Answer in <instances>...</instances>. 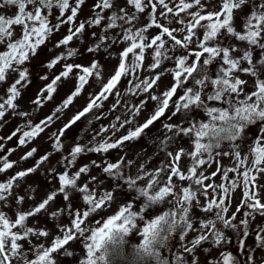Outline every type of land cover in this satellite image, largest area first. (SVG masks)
I'll return each mask as SVG.
<instances>
[{
	"label": "snow or ice",
	"instance_id": "snow-or-ice-1",
	"mask_svg": "<svg viewBox=\"0 0 264 264\" xmlns=\"http://www.w3.org/2000/svg\"><path fill=\"white\" fill-rule=\"evenodd\" d=\"M84 3L85 0H0V83L6 82L7 77L15 74L14 81L6 89L7 98L0 97V121L5 117L7 109L15 112L17 105L14 101L21 96V89L29 82L26 62L37 54L38 48L53 31L64 23H74ZM246 5L250 6V12L240 15L241 25L238 30L237 13L242 12ZM194 6H199L200 10L188 13L191 21L186 23L187 34L182 38H177L174 33L183 32L184 28H170L160 22V17L167 19L172 14L176 18ZM54 9L59 11L58 23L55 25L50 21ZM113 9L111 15H104L106 11ZM158 9L162 11L158 13ZM204 9L202 0H179L178 4L175 0H125V6H120L118 0H97L93 5V18L80 22L74 28L69 27L68 34L56 47L68 45L74 37H82L86 25L101 26L102 22L105 34L99 36L100 43L95 48L90 47L89 52L99 49L108 39L107 30L118 27L121 31L112 37V42L117 43L122 38L128 46L120 54L117 70L107 83L102 84L100 92L90 94L87 105L58 133L52 134L53 148L57 151L63 147L61 137L68 128L93 109H100L110 95L120 96L117 85L122 77L127 79L141 68L145 49L154 51L153 63L149 66L151 69L159 68L164 60H174V67L166 70L172 74L174 83L162 96L149 94V99L156 104L143 123H134V118L145 109V104L141 102L128 106L125 102L126 111L122 115H116L109 126H101L91 140L76 144L61 161L65 171L58 174V192L50 193L28 210L17 207L14 219L5 211H0V264H59L56 256L61 251L65 256L74 255L65 246L75 240H81L87 252V258L80 260V264H112L113 257H123L126 237L133 232L138 233L142 239L129 264H152V261L155 264H169V260L162 257L161 249L177 231L184 255H176L175 264H252L255 259L253 253H264V224L254 223L257 216L264 217V201L255 192L256 187L264 188V185H260L257 176L252 175L255 172L264 176V126L257 129L251 141L247 139L250 126L264 125V0H221L219 11L202 14ZM144 16L148 22L137 29L136 24ZM171 22L169 20V24ZM177 23L184 25L185 21L179 19ZM17 26L21 28L18 38L15 36ZM153 27L159 30V34L146 35ZM92 35L96 36L95 33ZM169 41L172 42L171 46ZM192 44L196 50L176 56L169 54L175 52L177 47L188 50ZM74 55L75 49H69L66 55H58L46 66L52 69L60 61ZM189 57L194 59L190 60ZM74 69L80 70L74 91L52 115L38 124L22 125L11 133L9 140L21 133L18 142L24 145L43 132L58 118L57 114L81 94L90 77L100 76L96 62L91 66L65 63L64 70L37 94L33 103L39 107L51 100L52 94L56 92L57 82L62 77L68 78ZM162 74L134 84L129 80L125 94L131 92L136 95L137 89L148 93L154 85L158 86L157 81ZM241 74L253 78L251 92L245 90L249 85L248 81L240 78ZM120 103L119 99L116 100L109 111L114 112ZM169 111L167 121L178 119L174 123L162 124L166 130L162 146L167 148L170 143L180 144L183 139H187L189 147L181 146L178 150L167 151L165 160L159 167L149 171L141 164L135 174H130L125 169L131 166L132 161H125L121 156L118 162L93 160L90 165H82L74 174L69 175L67 169L76 165L81 155L108 153L109 150L123 146L125 142L140 139L146 134V130ZM17 114L28 115L23 112ZM95 119H101V115H96ZM91 122L88 121L89 124ZM25 128L28 130H24ZM125 128V134L116 135ZM110 129L111 135L105 136ZM98 137L101 138L98 140ZM225 141L231 145V149L217 151L215 155L230 156L235 161L233 167L222 170L217 168V172L222 171L223 179L229 181L230 186H225L224 183L205 184L206 180H211V176H206L205 169L200 166L210 164L214 150L220 149ZM35 152L36 149H32L22 159L32 157ZM245 152L251 157V164L241 171L247 161V157L243 155ZM205 154L208 156L207 160L203 158ZM182 157L190 159V166L181 168ZM47 159L48 156L45 155L41 162ZM91 166L100 168L105 174L104 179L90 176L89 182L78 184L81 174H87ZM12 167L13 164L4 159L0 173ZM35 170L29 168L20 171L0 182V202L7 203L11 197L17 206L21 205L24 197H16L15 182ZM230 172H236L242 178L244 191L241 205L230 216H226L229 212L226 198L231 200L230 189H235L238 183L228 176ZM215 175L216 173L212 174ZM107 180L113 183L108 186V190H102ZM253 181L255 184L250 192L248 185ZM68 189H74L81 195L73 199ZM117 192L122 197L120 203H116ZM58 193H63V199L67 203L51 215L59 218L66 213L70 223L55 225L57 233L50 246L39 243L34 248H25L29 237L37 240L49 237L47 227L33 226L28 221L42 211L46 212V206ZM198 193L207 201L206 204H202L197 198ZM77 201H82L78 207L74 206ZM113 204H116L113 214L107 217L99 215ZM159 205H165L167 210L153 214V209ZM213 209L216 210L214 216L209 218ZM243 209L247 210L243 211L242 218L237 222V214ZM196 210L204 216L197 217ZM93 214L99 217L94 222L90 219ZM146 216L149 218L146 219ZM93 223L96 226H92ZM225 229L237 234L236 241L226 234ZM190 234L192 238L186 240ZM250 236L253 238L251 245L246 242V238ZM233 243L242 256L234 254L228 248ZM205 244L208 246L205 247ZM256 264H264V257L256 260Z\"/></svg>",
	"mask_w": 264,
	"mask_h": 264
},
{
	"label": "rangeland",
	"instance_id": "rangeland-1",
	"mask_svg": "<svg viewBox=\"0 0 264 264\" xmlns=\"http://www.w3.org/2000/svg\"><path fill=\"white\" fill-rule=\"evenodd\" d=\"M97 3V0H85V3L81 6L80 11L72 25L67 23L62 24L58 30L52 32L50 36H47L45 39V43L41 45L35 56H32L28 62H26V66L29 68V82L26 87L21 89V96L14 101L17 105L15 112L11 109H7L5 113V117L2 121H0V166H2L4 159L13 164L11 169L5 170L3 173H0V182H4L12 176L16 175L20 171H25L29 168H35L34 172L29 173L27 176L19 179L15 182L14 193L17 198L23 196L24 202L17 206L16 201L9 197V201L7 203L0 202V211H5L9 214L13 219L15 218L14 212L17 207L28 210L32 208L34 205L40 203L44 200L50 193L58 192L59 182H58V174L65 171V168L61 161H63L64 157L69 154L71 149L76 144H84L87 141L92 139V136L101 126H109L113 121L116 115H122L126 109L124 108L125 102L128 106H133L140 104L143 102L145 104V109L138 114L134 118V123H143L153 111L156 102L151 101L149 99V94L162 96V93L168 90L174 83V79L172 74L167 69H171L174 67V60H164L159 68L151 69L149 66L153 63V55L154 51L152 49H145V59L140 69L137 70L136 74L130 75L127 79L122 77L121 82L117 85L119 88L120 96L110 95L109 98L104 101L102 107L100 109H93L92 112L88 113L85 117H82L80 121H77L76 124L72 125L70 128L66 130L64 135L61 137V141L63 147L57 151L53 148V139L52 134L58 133L59 129H61L78 111L82 110L87 103L89 102L90 94L99 93L101 90V86L110 79V77L117 70L118 65L120 63V54L121 52L128 46L126 42L120 39L119 42L113 43L112 37L117 33H120V28L109 29L107 30L106 35L108 39L101 44V47L94 52H89L88 49L95 48L96 44L100 43L99 36L101 34H105L104 22H102L101 26H87L85 32L82 37L77 39L73 38L72 41L69 42L68 45H62L60 47H56V44L62 40L67 34L69 27H76L80 22H86L89 19L93 18V5ZM120 6H125V0H118ZM175 3H179V0H175ZM202 3L205 4V9L202 14H206L208 11H219L221 0H202ZM173 6V5H170ZM199 6H194L192 9L187 10L184 13H180L179 17L173 18L172 14H169L168 18L160 17V22L165 26L170 28H184L183 32H175L177 38H182L187 34L186 23L191 21V16L188 13H194L199 11ZM111 11L109 10L104 13L105 16L111 15ZM162 11V9H158ZM250 12V6H244L242 12L237 13L236 18V27L239 30L241 25L240 15H246ZM70 13H66L68 15ZM59 15L58 9H54L51 16L50 21L51 24L55 25L58 23L57 17ZM183 19L185 24L177 23V20ZM169 20H171V24H169ZM147 17L144 16L141 18V21L136 24V28L143 27L145 23H147ZM93 33L96 34L93 37ZM159 34V30L156 28H150L149 33L146 35H155ZM21 35V28L17 26L15 28V36L18 38ZM166 38V37H165ZM167 39V38H166ZM171 41H169V46H171ZM236 43V41H233ZM69 49H75V55L71 57H67L66 60L60 61L56 64L52 69H49L46 65L58 55H66ZM195 49V45L192 44L189 46L188 50L179 49L175 52L169 53L170 55L176 56L184 53L186 51H193ZM138 52V50H137ZM131 58V54H129V60ZM190 60L194 59V57H189ZM93 62H96L99 66L100 76H92L89 78V83L85 85L81 94L73 99V103L65 108L62 112L58 113V118L51 122L43 132L33 137L30 141H27L24 145L19 144V137L21 133H17L15 137L11 140L8 137L11 135L13 131L17 128L21 127L26 123L38 124L42 120H44L47 116L52 115L54 110L62 104V101L74 91L77 85V74L79 73V69H74L72 73L69 74L68 78H61V81L57 82L56 92L52 94V99L44 102L41 106H37L33 103V101L37 98V94L41 92L42 89H45L48 84L51 83L52 79L55 78L56 75H59L64 70V64H78L82 66H91ZM161 79L157 81V85H154L152 89L149 90L148 93L137 89V94L133 95L131 92L126 91L129 87L128 81L131 80L132 83H137L139 80L143 79H151L154 75L160 74ZM137 76L139 79H137ZM41 77H47V79H41ZM241 79H245L248 81V85L246 87V91L251 92L253 89L250 85L253 82V78L248 75L241 74ZM15 79V74L6 78V82L0 83V97L7 98L6 89L11 85V83ZM143 88V85H141ZM175 98V97H174ZM120 100V105L116 108L114 112L109 111L112 105L116 102V100ZM2 102V100H0ZM28 113L27 116H21L17 113ZM100 114L101 119H95V116ZM170 114L166 112L164 117H161L160 120L156 121L153 126L150 127L149 130H146V134L143 135L140 139L134 141L125 142V144L117 149L109 150L108 153H87L81 155L76 165L67 169L69 175L74 174L78 168L82 165H90L91 161L95 160L97 162H101L105 159L108 162H118L120 157L123 156L125 161L131 160L132 164L125 170L130 174H135L139 165L144 164L145 169L151 171L155 167H159L161 163L164 162L166 153L169 150L176 149L178 150L181 146L188 148L189 142L187 139H183L180 144L170 143L167 148L162 146V141L165 139L166 130L162 127L164 122H176L177 118H173V121H167V116ZM202 117V114H201ZM91 120V124L88 121ZM261 126V124L252 125L249 127L247 131V139L251 141L253 136L255 135L257 129ZM28 130V129H24ZM126 133V128L121 129L116 135L120 136ZM105 136L111 135V129L108 133L104 134ZM168 135H171L170 133ZM101 137H98L99 140ZM115 139V137H113ZM194 148V146H192ZM32 149H36V152L32 157H28L27 159H22V157L26 156V154ZM231 145L225 141L222 142L221 148L218 150H214L212 162L210 164L200 166L201 169H205V175L211 176V180H206L205 184H220L224 183L225 186H230L229 181L223 179L222 171L217 172V168L220 167L221 170L228 167H233L235 161L230 156H216L215 153L217 151H226L230 150ZM47 155L48 159L41 162V158ZM247 157L246 164L241 167V171L244 170L248 165L251 164V157L247 152L243 154ZM204 159H208L207 154L203 157ZM217 160L219 164H217ZM39 166L37 167V163ZM186 165L190 166V159L182 157L181 168L183 169ZM199 171V169H198ZM213 173H216L215 176H212ZM104 175L100 168H96L95 166H91L89 172L87 174H81V179L78 181V184H82L85 182H89L90 176H98L100 179H104ZM252 175L257 176V180L260 185H264V176L261 174L253 172ZM228 176L232 180H236L237 187L235 189H230L229 196L231 200L226 198V203L229 208V212L226 213V216H230L232 213L236 211L238 205L242 203V193L244 191V185L242 183V178L238 176L236 172H230ZM176 179V178H174ZM113 181L107 180L102 187V190H108V186L112 184ZM187 183V182H185ZM255 182H251L248 185V189L251 192L253 190V185ZM70 196L75 199L81 194L76 192L74 189H68ZM255 192L258 196L261 197L262 201H264V188L256 187ZM209 193H211V189H209ZM117 201L116 203H120L122 197L120 193H116ZM197 198L201 200L202 204H206L207 201L201 196L199 193ZM66 201L63 199V193H58L52 201H50L49 205L46 206V212L42 211L41 214H38L35 217L29 219L28 223L37 227H47L50 232L49 237L40 238L37 240L34 237H29L28 243L24 245L25 248H34L39 243H44L46 246H50L51 241L55 234L57 233V229L55 227L56 224H65L68 225L70 223V218L67 214H62L59 218L52 217L51 213L60 208L65 207ZM82 201H77L74 206H80ZM116 209V204H113L110 209L107 211L99 213L100 216L107 217L110 214H113ZM167 210L165 205L156 206L153 209V214H159L160 211ZM247 209H243L241 213L237 214V222L243 216V211ZM215 209H213V213L209 216L212 218L215 213ZM196 216L202 218L204 214L199 210H196ZM99 217L96 214H93L90 219L94 222ZM146 219L149 217H145ZM39 221L37 225L36 222ZM256 224H264V217L257 216ZM92 226H96L94 223ZM141 223V227H142ZM226 234L233 240L236 241L237 234L225 229ZM179 232H175L170 237L166 246L161 249V255L164 259L169 260V264H175V256L176 255H184L181 249V242L178 240ZM191 234L187 239H191ZM142 237L139 236L138 233L133 232L128 237H126L127 243L123 246V257H113L112 264H129V262L136 255V246L140 243ZM186 242V241H185ZM246 242L251 245L253 243V238L250 236L246 238ZM169 246V249H167ZM175 246V247H173ZM205 247L208 245L205 244ZM69 251H73L74 255L65 256L61 251L59 255L56 256L59 264H80V260L87 258V252L84 247V244L81 240L70 241L69 245L65 246ZM171 248V249H170ZM228 248L234 253L242 256V253H238L237 247L235 243L230 244ZM99 255V254H97ZM255 257L252 264H256V260H260L264 257V253L259 251L253 253ZM202 259V257H201ZM152 264H155V261H152Z\"/></svg>",
	"mask_w": 264,
	"mask_h": 264
},
{
	"label": "trees",
	"instance_id": "trees-1",
	"mask_svg": "<svg viewBox=\"0 0 264 264\" xmlns=\"http://www.w3.org/2000/svg\"><path fill=\"white\" fill-rule=\"evenodd\" d=\"M167 249H169V246H168V248ZM171 249V248H170Z\"/></svg>",
	"mask_w": 264,
	"mask_h": 264
}]
</instances>
